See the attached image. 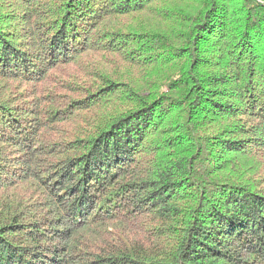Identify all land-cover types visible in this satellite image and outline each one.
<instances>
[{"label": "trees", "instance_id": "1", "mask_svg": "<svg viewBox=\"0 0 264 264\" xmlns=\"http://www.w3.org/2000/svg\"><path fill=\"white\" fill-rule=\"evenodd\" d=\"M0 264H264V0H0Z\"/></svg>", "mask_w": 264, "mask_h": 264}]
</instances>
